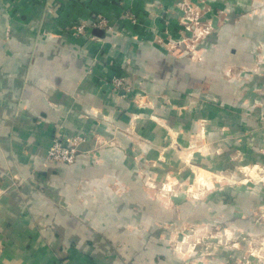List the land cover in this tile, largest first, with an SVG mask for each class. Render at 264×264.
Segmentation results:
<instances>
[{"label":"crops","instance_id":"0c3cea01","mask_svg":"<svg viewBox=\"0 0 264 264\" xmlns=\"http://www.w3.org/2000/svg\"><path fill=\"white\" fill-rule=\"evenodd\" d=\"M241 3L0 0V264L187 263L153 240V213L145 217L139 201L128 206L143 192L121 189L129 175L138 180L129 171L144 164V147L154 155L158 130L138 104L162 93L161 86L186 92L194 84L206 92L210 76L222 99L254 95L257 78L225 82L223 71L253 64L264 44V17L235 13L220 31L217 22L216 51L197 73L191 61H176L156 43L178 35L187 9L218 12ZM99 15L112 31L93 26ZM114 76L132 81L131 91L115 92ZM55 134L85 139L75 163L47 160ZM143 228L145 236L132 231Z\"/></svg>","mask_w":264,"mask_h":264},{"label":"rangeland","instance_id":"374dc122","mask_svg":"<svg viewBox=\"0 0 264 264\" xmlns=\"http://www.w3.org/2000/svg\"><path fill=\"white\" fill-rule=\"evenodd\" d=\"M242 1L241 7L229 5L218 12L209 7L187 9L178 35L156 43L176 61H191V70L200 72L206 55L216 51L217 22L220 31L231 25L235 13L264 17V0ZM255 78L257 87L250 97L242 92L232 100L222 99L210 76L206 92L194 84L186 92L161 86L162 93L146 96V102L138 104L146 109L142 118L150 117L158 130L154 155L144 147V164L129 171L138 180L129 175L121 189L143 192L142 200L129 199L128 206L139 201L145 217L153 213L159 227L153 240L180 254L186 264H264L262 43L256 46L251 66L228 65L223 71L225 82ZM132 231L143 236L148 232L145 228Z\"/></svg>","mask_w":264,"mask_h":264},{"label":"built area","instance_id":"2783aa9c","mask_svg":"<svg viewBox=\"0 0 264 264\" xmlns=\"http://www.w3.org/2000/svg\"><path fill=\"white\" fill-rule=\"evenodd\" d=\"M127 17L134 23L137 22V16L131 10L127 11ZM94 27L110 30L114 29L113 25L103 16H98L97 19L92 23ZM86 25L80 24L76 27L78 34L85 32ZM111 84L115 92L129 93L132 88V82L128 81L125 77L114 76L112 78ZM64 138L61 134H55L52 137L51 147L48 151L47 160L50 163L71 165L76 162L78 156V147L80 143L84 142V138L81 136H76L68 140H63Z\"/></svg>","mask_w":264,"mask_h":264}]
</instances>
